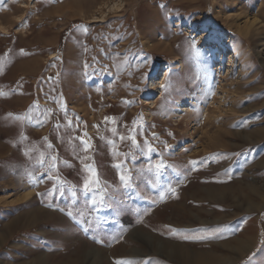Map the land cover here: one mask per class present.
Instances as JSON below:
<instances>
[{
    "label": "rangeland",
    "instance_id": "obj_1",
    "mask_svg": "<svg viewBox=\"0 0 264 264\" xmlns=\"http://www.w3.org/2000/svg\"><path fill=\"white\" fill-rule=\"evenodd\" d=\"M249 258L264 0H0V264Z\"/></svg>",
    "mask_w": 264,
    "mask_h": 264
},
{
    "label": "snow or ice",
    "instance_id": "obj_2",
    "mask_svg": "<svg viewBox=\"0 0 264 264\" xmlns=\"http://www.w3.org/2000/svg\"><path fill=\"white\" fill-rule=\"evenodd\" d=\"M191 48H192L194 51H197V49H196V44H195L194 41L191 42ZM87 67H88V65H85V68H87ZM81 143L84 145V150L87 151V150H88V145H87L86 143H84V141H81ZM149 151H151V150H149ZM192 163H193V167L195 168L196 165H197L199 162H192ZM117 167H119V165H117ZM165 167H166V166H165L162 162H161V163H158V164L155 165V168H156L157 172H159L160 170H163ZM89 171L91 172V169H89ZM93 175H94V173H93ZM41 176H42L45 180L48 178L47 175L44 174V173H41ZM119 179H120L123 183H125V184L128 183V180L125 178L124 175H120V176H119ZM96 182H97V181H93V182H91V183H96ZM91 183H90L89 181H87V180L83 182V187H84V192H85V194H88L90 191H93V188L91 187ZM53 191H54V194H55V185L53 186ZM74 194H75V193H73V195H74ZM41 195H45V194H41ZM63 195H64L63 191H60V192H59V197L62 198ZM115 264H126V262H124V261H116ZM249 264H251V258H249Z\"/></svg>",
    "mask_w": 264,
    "mask_h": 264
},
{
    "label": "bare ground",
    "instance_id": "obj_3",
    "mask_svg": "<svg viewBox=\"0 0 264 264\" xmlns=\"http://www.w3.org/2000/svg\"><path fill=\"white\" fill-rule=\"evenodd\" d=\"M245 34H247V31L245 30ZM29 195L27 194V195H25V198H27ZM245 245V244H244ZM243 245V246H244ZM240 248V247H239ZM243 249V248H242ZM213 264H215L214 262H213Z\"/></svg>",
    "mask_w": 264,
    "mask_h": 264
}]
</instances>
